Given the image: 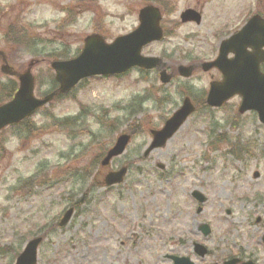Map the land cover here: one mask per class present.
Here are the masks:
<instances>
[{
	"label": "rangeland",
	"instance_id": "1",
	"mask_svg": "<svg viewBox=\"0 0 264 264\" xmlns=\"http://www.w3.org/2000/svg\"><path fill=\"white\" fill-rule=\"evenodd\" d=\"M89 1L0 0V53L18 73L31 67L36 98L50 90L55 58L7 49L3 34L15 20L29 28L30 39L45 36L56 42L52 48L64 45L74 58L85 37L98 31L111 42L137 27L141 8L160 5L165 37L142 54L161 58L175 78L162 84L157 72L134 69L88 79L31 117L32 135L25 126L0 133V264H14L36 238L43 239L37 264H172L166 255L223 264L239 249L263 258L257 244L264 234V124L254 112L237 113L238 97L219 109L196 103L200 108L163 148L147 157L143 151L149 130L161 128L183 97L199 100L220 77L216 70L198 68L183 79L176 67L213 60L222 39L253 14L264 15V0ZM188 8L201 11L200 25L180 23L179 14ZM69 12L73 23L59 29ZM15 80L0 71V84L17 85ZM77 116L83 120L70 136L46 129L52 119ZM122 133L132 136L125 153L101 167L99 156ZM124 165L123 183L104 187V175ZM192 190L208 198L200 214ZM69 208L70 221L59 227ZM200 222L211 227L206 238L197 230ZM194 242L207 248L205 258L193 253Z\"/></svg>",
	"mask_w": 264,
	"mask_h": 264
},
{
	"label": "water",
	"instance_id": "2",
	"mask_svg": "<svg viewBox=\"0 0 264 264\" xmlns=\"http://www.w3.org/2000/svg\"><path fill=\"white\" fill-rule=\"evenodd\" d=\"M160 20L159 11L149 6L140 10L137 29L125 36L116 38L110 44H107L97 34L87 36L83 40L80 53L76 57L66 61H54L50 64L58 87L42 98H35L33 95L34 79L30 67L24 73L18 74L8 66L5 58L1 55L3 62L1 73L16 76L19 86L13 98L0 106V131L30 118L37 110L47 106L55 97L68 94L80 81L85 79L121 75L134 67L144 70L162 68L159 79L161 83L168 84L172 75L167 74L163 69L164 64L161 59L141 55L143 47L161 40ZM181 21L183 23L191 21L199 23L200 17L194 11L187 10L181 15ZM263 49L264 21L255 16L238 34L220 45L219 56L214 62L201 65L204 72L215 67L223 76L221 82L210 85L206 98L208 106L221 107L228 99L238 95L242 99L238 112L243 114L247 111H254L258 115L259 122L264 124V74L259 71V65L264 63ZM229 53L234 55L231 60L227 59ZM193 69L192 66H179L177 72L181 77L189 78ZM194 110L195 108L189 98H185L180 108L165 121L160 130L150 132L152 141L146 148L144 156L146 157L153 150L164 147ZM130 139L127 134L119 135L100 165L106 167L112 159L122 155ZM126 172L127 168L122 167L116 172L107 173L103 179L104 185L109 187L122 183ZM254 177H258V174L255 173ZM193 197L199 203L206 201L198 191H194ZM72 214V208L67 210L59 222V226L66 225ZM201 231L204 236L209 234L207 226H202ZM41 241V238L29 241L23 252L17 257L15 264H36L37 248ZM194 252L200 257L206 255L205 248L197 244L194 245ZM166 258L171 260L173 264H193L188 258L175 256H166ZM230 264H234V262Z\"/></svg>",
	"mask_w": 264,
	"mask_h": 264
},
{
	"label": "trees",
	"instance_id": "3",
	"mask_svg": "<svg viewBox=\"0 0 264 264\" xmlns=\"http://www.w3.org/2000/svg\"><path fill=\"white\" fill-rule=\"evenodd\" d=\"M77 2H79V3L83 2V4L90 3L89 0H77ZM67 14L68 15L65 18L63 24L58 25L59 29H63V28H65L66 25H70L73 23L74 15L72 14V12H69ZM20 23H21L20 21L15 20L14 24L7 26L6 32H4V34H3L5 46L7 47V49H15V48L20 47L21 49H26L30 55L32 54L34 56L37 55L38 51H40V53L46 52L47 56L50 55V57L55 58V60H57V59L64 60V59L70 58V55L67 54L68 48L66 46L62 45V46H60V47H63L61 50H55V48H52V44H55L56 42L49 40L45 36L30 39V37L26 34L27 30H29V28L27 26H26V28L21 26ZM95 33L100 34L98 31ZM26 39H27V41H26ZM38 56H41V55L39 54ZM49 85H50L49 91H52L57 87L53 77H51V79L49 81ZM15 89H16V86L14 85V83H10V84L8 83L7 86L5 85L1 88L0 105L3 104L4 102L8 101L12 97ZM63 97H65V96H58L55 100L62 99ZM3 99H4V101H3ZM136 101L137 100H135V102ZM80 120H81L80 117H77L74 119L66 118V119H62V120L52 119L51 124H49V126H47L46 129L47 128H55V129L61 131L62 133L67 132V134L70 136L71 131H72L71 129L78 127L77 124L79 122H81L83 119L81 121ZM21 124H22L21 126H25L24 130H25L26 135H29L30 133H31L30 135H32V133H34L28 120L23 121ZM101 125H102V123H101ZM41 128H44V127H41ZM2 152H3V150L0 149V157H1ZM104 153L105 152H103V154L99 156V159H101V157L104 155ZM29 183H30V181L26 182L24 184V188L28 189Z\"/></svg>",
	"mask_w": 264,
	"mask_h": 264
},
{
	"label": "flooded vegetation",
	"instance_id": "4",
	"mask_svg": "<svg viewBox=\"0 0 264 264\" xmlns=\"http://www.w3.org/2000/svg\"><path fill=\"white\" fill-rule=\"evenodd\" d=\"M260 68H261V71L264 72V66L262 65V66H260ZM219 76H220L219 79L212 80V81H210V83L219 82L221 80V75L219 74ZM191 199L193 200L194 205H195V209H196L195 212H197V208L199 206H198L197 202L195 201V199H193V198H191ZM196 214H199V213H196ZM226 214L229 215L230 211H227ZM257 222H260V219H257ZM199 224L200 223H197V226ZM262 236L259 239V243L257 244V248L259 249L260 252H262V255H264V244L262 242ZM263 259H264V257L261 258V259L259 258V255L257 254V251L246 252L245 250L239 249V251H237L236 254L231 255L230 257H228V259H226V261L223 264H230V263H233V262H234V264H246V263H249V262H252L253 264H262V260Z\"/></svg>",
	"mask_w": 264,
	"mask_h": 264
}]
</instances>
